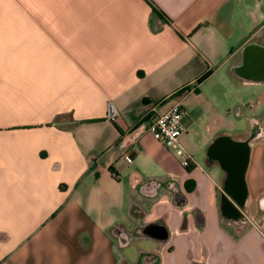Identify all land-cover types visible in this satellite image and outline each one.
Masks as SVG:
<instances>
[{
    "label": "crops",
    "instance_id": "crops-1",
    "mask_svg": "<svg viewBox=\"0 0 264 264\" xmlns=\"http://www.w3.org/2000/svg\"><path fill=\"white\" fill-rule=\"evenodd\" d=\"M251 43L264 0H0V264H264V81L234 72ZM177 99L198 155L144 134L119 158L126 129ZM250 129L241 205L207 148ZM171 180L193 182L186 203Z\"/></svg>",
    "mask_w": 264,
    "mask_h": 264
},
{
    "label": "water",
    "instance_id": "water-1",
    "mask_svg": "<svg viewBox=\"0 0 264 264\" xmlns=\"http://www.w3.org/2000/svg\"><path fill=\"white\" fill-rule=\"evenodd\" d=\"M256 47H259L262 51H259ZM234 72L245 80L261 79L264 81V46L255 43L249 44L244 49L241 63L235 66ZM256 136L257 130L255 129H250L243 138H236L229 133H220L207 148L208 159L216 161L225 172L224 188L241 205L247 197L245 173L249 164L251 144ZM141 191L145 194L154 193L155 184L146 182L142 185ZM149 226L144 228L145 231L149 229ZM120 228L116 226L113 229L115 235L120 232ZM159 228L163 235L157 238L160 240L167 239L169 234L167 229L162 225Z\"/></svg>",
    "mask_w": 264,
    "mask_h": 264
},
{
    "label": "built area",
    "instance_id": "built-area-1",
    "mask_svg": "<svg viewBox=\"0 0 264 264\" xmlns=\"http://www.w3.org/2000/svg\"><path fill=\"white\" fill-rule=\"evenodd\" d=\"M117 115L118 110L112 103H108L107 116L115 118ZM185 115L186 110L181 105L179 99H177L164 112L158 113L153 117L139 119L134 125L127 128L118 139L116 147L119 151V158L131 164L133 162V152L137 150L141 137L144 134H151L166 148L181 156L183 164L187 165L189 160H191V156L185 151L180 142L182 135L186 132L183 122Z\"/></svg>",
    "mask_w": 264,
    "mask_h": 264
},
{
    "label": "flooded vegetation",
    "instance_id": "flooded-vegetation-1",
    "mask_svg": "<svg viewBox=\"0 0 264 264\" xmlns=\"http://www.w3.org/2000/svg\"><path fill=\"white\" fill-rule=\"evenodd\" d=\"M253 132L255 131L253 130ZM192 171H194V167L188 168V172H192ZM166 189L172 201L179 203V204H183V203H186L188 200L187 195L193 192L194 185H193V182L191 181L185 182V184L183 185H179L177 182L171 180L167 183ZM160 226H161V223L156 222L154 224H151L149 226V229L146 231L153 233L156 237H161L163 235V232L160 230L159 228ZM119 233L117 232L116 234L119 244L125 243L126 240H129L128 237L127 239L125 238L124 234L122 233L119 234ZM150 260L151 259L149 255H144L142 256V258L139 260L137 264H151Z\"/></svg>",
    "mask_w": 264,
    "mask_h": 264
},
{
    "label": "rangeland",
    "instance_id": "rangeland-1",
    "mask_svg": "<svg viewBox=\"0 0 264 264\" xmlns=\"http://www.w3.org/2000/svg\"><path fill=\"white\" fill-rule=\"evenodd\" d=\"M65 118V117H64ZM67 118V117H66ZM245 120L242 118H236V116L234 115V129L239 130V129H243L245 126ZM244 126V127H243ZM185 143V142H184ZM164 146V145H163ZM182 147L185 149V151L191 155L192 157H196L198 155L199 152V148L197 146V139H191L188 138L187 142L185 143V145L182 143ZM168 149V148H167ZM169 151H171L173 154H175L174 151L168 149ZM201 150V149H200ZM204 151V149L201 150V152ZM200 152V153H201ZM203 154V152H202ZM180 160H183V158L181 156H179Z\"/></svg>",
    "mask_w": 264,
    "mask_h": 264
},
{
    "label": "trees",
    "instance_id": "trees-1",
    "mask_svg": "<svg viewBox=\"0 0 264 264\" xmlns=\"http://www.w3.org/2000/svg\"><path fill=\"white\" fill-rule=\"evenodd\" d=\"M155 11V10H154Z\"/></svg>",
    "mask_w": 264,
    "mask_h": 264
}]
</instances>
